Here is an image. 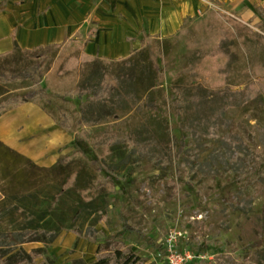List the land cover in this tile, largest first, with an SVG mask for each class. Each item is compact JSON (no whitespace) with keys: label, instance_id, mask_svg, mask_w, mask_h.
Listing matches in <instances>:
<instances>
[{"label":"trees","instance_id":"16d2710c","mask_svg":"<svg viewBox=\"0 0 264 264\" xmlns=\"http://www.w3.org/2000/svg\"><path fill=\"white\" fill-rule=\"evenodd\" d=\"M255 10L262 18L251 26L234 12L207 5L199 14L186 15L170 35L142 30L140 46L114 58L86 51L95 29L87 31L84 41L76 30L60 41L27 48L18 44L13 33L12 48L0 51V82L20 84L22 89L0 98V115L32 101L58 126L83 138L87 125L136 111L145 117L131 128L126 142L141 145L169 137L171 126L157 112L161 100H169L182 129L210 135L225 107L244 104L264 92V8L257 5ZM180 36H186L187 58L167 97L161 82ZM73 98L80 100L78 109ZM118 148L117 137H111L102 141L95 158L76 148L43 166L0 141V159L5 163L0 167V203L19 199L11 215L21 218L11 239L2 236L0 228V264H48V244L63 229L98 243L90 264H145V258L116 234L96 237L97 223L109 218L114 189L103 170L115 173L112 161ZM25 164L36 172L31 180L39 184L45 178L53 191L39 196L34 185L24 187L29 179L19 172ZM33 241L43 246L29 251L22 246Z\"/></svg>","mask_w":264,"mask_h":264},{"label":"rangeland","instance_id":"374dc122","mask_svg":"<svg viewBox=\"0 0 264 264\" xmlns=\"http://www.w3.org/2000/svg\"><path fill=\"white\" fill-rule=\"evenodd\" d=\"M98 6L119 18L123 16L114 5L98 0L95 7ZM208 6L232 13L223 4ZM234 13L237 17L238 13ZM78 29L82 34L80 41L88 37L89 29L97 32L98 22L93 14L87 15ZM140 36L141 31L137 37ZM185 38H178L161 82L167 97L186 62ZM21 89L20 84L0 82V98ZM72 101L78 109L80 100ZM157 112L171 126L169 137L160 142L141 145L126 142L131 128L145 117L143 113L130 111L116 120L87 125L84 137H75L72 143L70 152L81 148L87 158L98 155L99 145L105 139L117 137L121 146L112 161L115 173L103 170L114 189L109 218L97 223L96 237L104 239L116 234L145 258V264H169L166 247L170 235L176 254L185 259L183 264H264V92L244 104L225 107L217 115L210 135L182 129L169 100H161ZM2 166L5 163L0 159ZM21 167L23 171L19 174H26L29 179L24 187L34 185L39 196L48 189L53 191L45 178L39 184L30 179L36 172L28 164ZM2 195L0 190V199ZM18 204L20 200L14 198L0 203V228L6 239L13 238L21 226V218L11 215ZM69 232L63 229L48 244L45 253L48 264H90L94 259L95 251L77 249L81 238L76 234L63 254L57 252L56 245ZM93 243L97 248L98 243ZM22 246L29 251L43 244L33 241Z\"/></svg>","mask_w":264,"mask_h":264},{"label":"crops","instance_id":"0c3cea01","mask_svg":"<svg viewBox=\"0 0 264 264\" xmlns=\"http://www.w3.org/2000/svg\"><path fill=\"white\" fill-rule=\"evenodd\" d=\"M2 0H0L1 2ZM33 7L36 17H41V14L45 13L51 8V5H46L42 7V0H32ZM98 0H91L90 5L85 10L84 19L89 14L101 8L102 6L95 7V2ZM114 5L111 0H99V2ZM152 3L158 2L156 7L159 12V18L156 21L154 27L150 24V19L146 14L141 15V22L138 27H136L133 32L125 33L124 41L130 42V49L138 48L141 44L139 38L137 37L139 32L146 29V32L158 33L163 36L170 35L176 31L181 25L183 19L186 15H196L202 12L205 6L214 3L213 0H190V5L192 10H187V4L184 0H150ZM227 9L232 12L238 13L240 20L246 23H256L260 20L262 16L256 13V6L264 8V0H219ZM5 4H2L0 9V19L4 14L10 16L12 24L6 28L0 25V51H6L12 48V35L14 33L15 39L19 45L22 47H30V45H22L19 41V33L25 28L27 19L26 14H18V8L26 5V0H5ZM172 6L173 11L176 12V24L174 28H170L169 20L164 12L165 4ZM95 7V8H94ZM115 9L116 6L114 5ZM94 8V9H93ZM104 13L109 15H115L108 12ZM119 12V11H118ZM121 13V12H120ZM123 14V13H122ZM119 18L118 15H115ZM123 14L121 20L125 19ZM82 21L80 23H82ZM70 33L72 35L78 29V26ZM99 30V29H98ZM98 30L91 41H88L85 46L87 52L95 54L100 53L107 56L102 52L100 45H96L94 50H89L88 45L94 42ZM68 35V36H70ZM67 36V37H68ZM131 39H127V38ZM66 38V37H65ZM139 44L136 45L135 43ZM49 43V42H47ZM37 45V44H34ZM33 45V46H34ZM127 53V54H128ZM125 54V55H127ZM120 55V56H125ZM119 57V56H117ZM75 137L67 130H64L61 126H58L55 119L50 116L45 110L41 108L35 102L29 101L15 108L9 109L0 115V141H3L8 146L15 150H18L23 155L27 156L29 159H33L40 165H52L60 159V156L70 152L72 143Z\"/></svg>","mask_w":264,"mask_h":264},{"label":"bare ground","instance_id":"6f19581e","mask_svg":"<svg viewBox=\"0 0 264 264\" xmlns=\"http://www.w3.org/2000/svg\"><path fill=\"white\" fill-rule=\"evenodd\" d=\"M42 7L51 5V8L41 17L35 16L32 0H26V5L18 8V14H26L27 22L25 28L19 33V41L22 45L42 44L56 42L64 39L77 27L84 18L85 10L90 5L91 0H42ZM116 6V10L125 15L121 20L115 15H109L98 8L94 12V19L98 22V33L91 44L89 50H94L96 45H100L102 52L114 58L125 55L130 49V42L124 41L125 33H131L139 26L141 15L146 14L150 19L152 27L160 17L156 7L158 2L152 3L150 0H111ZM187 10H192L190 0H184ZM164 12L169 20L170 28L176 24V12L168 3L164 6ZM12 24L10 16L4 14L0 19L3 28ZM136 45L139 43L136 42ZM75 233L69 232L62 238L60 244L56 245V250L63 254L75 240ZM77 249L81 252H94L96 244L89 243L81 238Z\"/></svg>","mask_w":264,"mask_h":264},{"label":"built area","instance_id":"2783aa9c","mask_svg":"<svg viewBox=\"0 0 264 264\" xmlns=\"http://www.w3.org/2000/svg\"><path fill=\"white\" fill-rule=\"evenodd\" d=\"M173 238V235H170L169 239L167 240V251H166V256L168 259L169 264H183L184 262V257H181V255L176 254V250L174 249V241L171 240Z\"/></svg>","mask_w":264,"mask_h":264}]
</instances>
